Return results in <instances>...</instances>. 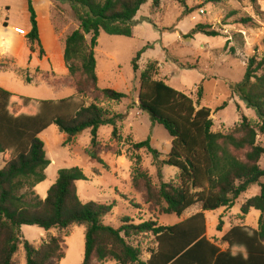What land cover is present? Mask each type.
Masks as SVG:
<instances>
[{
  "label": "trees",
  "instance_id": "trees-1",
  "mask_svg": "<svg viewBox=\"0 0 264 264\" xmlns=\"http://www.w3.org/2000/svg\"><path fill=\"white\" fill-rule=\"evenodd\" d=\"M49 3L50 0H45ZM67 3L77 21L64 40L63 59L72 79L73 94L59 99L41 100L16 95L0 88V264H13V256L22 244L25 264H51L64 258L63 241L59 236L35 248L22 237L21 226H37L44 230L84 226V251L80 264L115 261L117 264H264V146L256 141L264 133V56L247 59L242 79L231 90L247 108L254 110L259 123L254 125L245 116L227 133L212 131L211 109L199 106L187 94L155 78L157 61H150L139 73L137 108L149 114L152 122L160 124L169 134L170 150L158 160L159 151L150 138L135 141L131 149H144L157 162L159 183L151 181L145 170L135 162L131 186L143 191V204L156 207L163 214L180 216L193 205L199 211L173 225H159L153 220L134 223L123 217L117 227L104 223L113 204L95 201L82 202L76 181L86 180L77 166L57 171L54 182L40 198L34 187L45 179L50 164L44 143L39 135L50 125H56L66 139L89 130V146L85 153L95 162L106 164L97 153L98 129L111 126L110 137L119 139V121L123 115L111 112L96 102L100 95L109 101L120 102L127 95L111 88H99L95 71L94 49L100 31L109 35L130 37L134 17L150 2L157 8L161 0H56ZM184 1V0H181ZM216 0H207V2ZM30 29L25 35L31 52L40 42L37 16L31 0H27ZM201 32L216 36L204 25H196L185 35ZM87 36L89 41L87 42ZM146 45L136 52L131 64L138 70V60ZM92 99L85 101V95ZM201 97V86L197 88ZM223 102L218 109L224 108ZM177 169V183L164 182L161 168ZM258 185L257 195L248 198L240 207L247 215L250 209L260 212L257 227L246 224L231 226L221 237L226 244L222 250L206 237L204 211L232 207L234 201L251 186ZM139 207L140 205L134 204ZM220 224V223H219ZM218 224V228L220 225ZM150 233L156 249L143 261L140 252L128 238Z\"/></svg>",
  "mask_w": 264,
  "mask_h": 264
},
{
  "label": "rangeland",
  "instance_id": "rangeland-1",
  "mask_svg": "<svg viewBox=\"0 0 264 264\" xmlns=\"http://www.w3.org/2000/svg\"><path fill=\"white\" fill-rule=\"evenodd\" d=\"M31 2L44 50L43 56H39L38 47L34 51L40 58L39 68L33 70L35 65L31 63L25 67L22 61L8 63L13 70L0 72V84L13 94L30 98L49 100L64 97L74 92L70 88L72 79L63 59L64 40L77 27V21L67 3L50 0L46 12L43 0ZM6 4L10 7L9 22L23 27L29 24L27 0H0V20H3L2 15H6ZM199 24L217 35L195 32L186 38L185 35ZM86 38L88 42L89 36ZM148 44L150 47L141 54L135 72L132 58ZM94 55L97 86L127 95L120 102L106 100L101 95L96 100L99 106L123 115L118 124L119 139L114 140L109 136L108 127L99 129L97 153L106 164L104 167L85 153L90 141L89 130L64 142L65 134L59 132L56 125H50L39 135L50 164L44 171L45 179L33 188L34 192L44 198L59 169L77 166L86 176V180L76 181L80 200L113 204L111 212L104 218L107 225L117 227L123 217H129L134 223L153 220L159 225H173L199 211L196 204L180 216L163 214L158 208L143 204V191L131 186L135 162L147 172L153 183L158 184L159 179L156 160L144 149H131L130 144L149 137L152 147L160 153V160L169 152L171 140L160 124L152 122L149 114L132 104L138 102L139 73L148 62L157 61L155 78L187 94L199 106L209 107L214 132H229L239 124L242 116L254 125L258 124L254 110L247 108L232 92L231 85L242 79L249 57L264 56V0H161L157 8L147 2L134 17L132 35L125 37L100 31ZM32 63H35V59ZM198 86H201L199 98L196 95ZM84 99L89 103L92 96L87 94ZM223 102H226L225 107L217 110ZM256 141L264 146V133L258 132ZM259 164L264 168V159ZM161 176L164 182L177 183L175 167L163 166ZM260 181L264 183V176ZM259 191L260 187L253 185L234 201L232 207L204 211L206 237L224 249L226 245L221 237L231 226L247 224L255 227L259 211L251 209L244 215L240 207ZM134 204L140 206L135 207ZM21 233L35 248L51 236L62 239L65 256L51 264H80L82 261L84 226L72 225L46 231L37 226L23 225ZM128 242L139 249L143 261L156 249L155 238L150 233L132 236ZM12 259L13 264H25L22 244ZM96 264L117 263L109 260Z\"/></svg>",
  "mask_w": 264,
  "mask_h": 264
},
{
  "label": "crops",
  "instance_id": "crops-1",
  "mask_svg": "<svg viewBox=\"0 0 264 264\" xmlns=\"http://www.w3.org/2000/svg\"><path fill=\"white\" fill-rule=\"evenodd\" d=\"M43 1L45 2V6H46L47 2L45 0H43ZM4 7L6 9V15H2L3 20H0V72L6 71V70H13L8 66V63H11V62L16 63L17 61L24 62V64H26L25 67L31 63V64L35 65L33 70H36L37 68H39L40 58L38 57V54L35 55V52H31L29 50V47H28L26 40H25V35L30 29V23L26 24V26L23 27V26H20L16 22H9L8 14H9L10 7L7 4L4 5ZM45 11L47 12V6H46ZM52 33H53V30H52ZM39 37H40V32H39ZM40 42L42 44L41 39H40ZM34 59H35V63H32ZM42 70H44V69H42ZM0 88L4 89V87L1 84H0ZM4 90H6V89H4ZM71 94H73V93L67 94L64 97H67ZM64 97H60V98H64ZM55 99H59V98H55ZM101 127H108L110 132L108 131L107 133H109V136H110L111 126L104 125V126H100L99 129ZM99 129H98V133H99ZM122 158H125V157H122ZM122 158H121V160H122ZM259 215H260V212H259ZM257 222H258V219H257ZM251 227H253V226H251ZM255 227H257V224ZM224 249H222V250H224Z\"/></svg>",
  "mask_w": 264,
  "mask_h": 264
}]
</instances>
